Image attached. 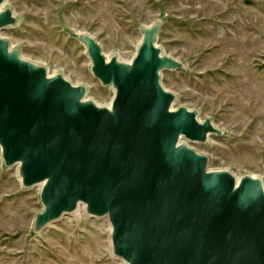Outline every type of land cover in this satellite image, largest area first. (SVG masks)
Wrapping results in <instances>:
<instances>
[{"label":"water","instance_id":"95a60500","mask_svg":"<svg viewBox=\"0 0 264 264\" xmlns=\"http://www.w3.org/2000/svg\"><path fill=\"white\" fill-rule=\"evenodd\" d=\"M0 0V33L17 24ZM163 22L142 30L132 62L107 59L88 34L92 73L115 96L87 98L62 74L22 58L0 38V149L22 185L41 186L38 233L84 205L111 224V250L124 264H264V181L211 171L184 141L222 135L197 111L174 108L161 74L182 64L162 54Z\"/></svg>","mask_w":264,"mask_h":264},{"label":"rangeland","instance_id":"374dc122","mask_svg":"<svg viewBox=\"0 0 264 264\" xmlns=\"http://www.w3.org/2000/svg\"><path fill=\"white\" fill-rule=\"evenodd\" d=\"M17 24L0 33L22 58L62 74L109 107L115 96L92 73L85 33L107 59L130 63L142 30L163 22L157 45L182 64L161 74L174 108L211 118L222 135L184 143L209 158L211 171L264 180V0H7ZM41 186L25 188L19 167H6L0 149V264H124L111 250V224L86 209L40 232Z\"/></svg>","mask_w":264,"mask_h":264},{"label":"bare ground","instance_id":"6f19581e","mask_svg":"<svg viewBox=\"0 0 264 264\" xmlns=\"http://www.w3.org/2000/svg\"><path fill=\"white\" fill-rule=\"evenodd\" d=\"M1 11V10H0ZM110 107V106H109ZM264 181V180H263ZM82 209H85V206L84 205H82V207H81Z\"/></svg>","mask_w":264,"mask_h":264}]
</instances>
